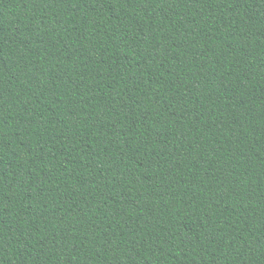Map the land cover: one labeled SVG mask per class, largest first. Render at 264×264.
<instances>
[{"label":"trees","instance_id":"obj_1","mask_svg":"<svg viewBox=\"0 0 264 264\" xmlns=\"http://www.w3.org/2000/svg\"><path fill=\"white\" fill-rule=\"evenodd\" d=\"M0 264H264V0H0Z\"/></svg>","mask_w":264,"mask_h":264}]
</instances>
